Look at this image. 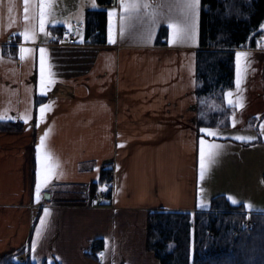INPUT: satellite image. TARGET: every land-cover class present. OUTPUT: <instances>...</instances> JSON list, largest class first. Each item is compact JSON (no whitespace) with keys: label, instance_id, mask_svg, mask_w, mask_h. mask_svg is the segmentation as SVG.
Listing matches in <instances>:
<instances>
[{"label":"crops","instance_id":"crops-1","mask_svg":"<svg viewBox=\"0 0 264 264\" xmlns=\"http://www.w3.org/2000/svg\"><path fill=\"white\" fill-rule=\"evenodd\" d=\"M126 2L150 7L134 13L121 35L120 0L106 6L116 8L114 42L94 48L85 70L53 75L54 83L42 95L39 49H46L51 72V50L63 44L54 27L73 32L77 43L93 49L95 45L84 43L85 15L93 0H45L44 32L41 0H29L28 20L24 0H0V121L24 125L20 131L0 130V256L25 249L35 264H160L146 247L148 214L208 208L199 206L201 137L209 143L219 140L228 174L224 181L248 190L257 200L250 203L252 211L264 212V34L258 47L237 51L248 53L241 59L242 68L247 61L239 91L243 108L226 101L229 125L209 127L222 131L209 136L197 122L195 93L201 4L195 42L171 37L174 42L169 43L172 30L167 25L182 23L180 0ZM53 12L60 14L54 17ZM152 13L158 21L156 31L152 41L142 42ZM163 26L168 38L161 45L157 37ZM26 29L34 38L25 40L21 33ZM74 29H80L81 39ZM21 47L33 50L23 60ZM228 91L235 100L236 86ZM41 104L50 107L37 128ZM26 113L32 117L27 124L22 119ZM45 133L42 151L49 152L59 167L36 202L37 145ZM108 166L114 170L111 205L87 203L88 187ZM229 189L223 194L233 197ZM44 208L50 210L46 217ZM97 238L105 242L99 260L87 255Z\"/></svg>","mask_w":264,"mask_h":264},{"label":"trees","instance_id":"trees-1","mask_svg":"<svg viewBox=\"0 0 264 264\" xmlns=\"http://www.w3.org/2000/svg\"><path fill=\"white\" fill-rule=\"evenodd\" d=\"M96 1L100 7L86 11L84 43L105 45L108 43L105 7L117 4L118 0ZM263 24L264 0H201L195 89L200 129L229 125L231 109L224 93L235 87V54L240 48L260 45ZM54 30L58 39L66 32L60 26ZM167 38L168 28L163 26L157 44H166ZM23 126L20 121H0V130L20 131ZM113 174V166L101 170L99 179L90 184L89 204L111 205ZM105 188L106 195L96 201V195ZM227 197L225 194L213 197L207 209L151 211L147 219V250L155 254L160 264H264V212H248L243 204L233 205ZM246 220L253 225L244 226ZM104 245L103 238L93 240L87 255L99 260ZM24 251L2 255L0 264H35L29 257L25 263L16 261V255Z\"/></svg>","mask_w":264,"mask_h":264},{"label":"snow or ice","instance_id":"snow-or-ice-1","mask_svg":"<svg viewBox=\"0 0 264 264\" xmlns=\"http://www.w3.org/2000/svg\"><path fill=\"white\" fill-rule=\"evenodd\" d=\"M25 3V16L24 19L28 20V3L29 0H24ZM201 0H180L179 2V8L182 13V23L181 25L177 26L175 24L169 23L167 26L172 31L170 32V38L168 40L169 43L174 42L171 37H175V40L179 41L180 43H188V42H195L196 40V19L198 15V11L200 8ZM48 5L45 3V0H41V14H40V31H45V8ZM92 7L95 8L96 4L93 0ZM120 7L123 9V12L121 13L119 19H120V34L124 35L126 28H127V21L132 17L134 13H139L141 7L144 9H148L150 5L148 3H127L126 0H120ZM9 11L11 12L12 9L9 8ZM105 11L108 12V18H109V27H108V40L110 43H113V36H112V20L116 14V8L114 7L111 10L106 9ZM158 25V21L155 18V14H151V19L147 27L145 28L144 33L141 35L142 42H150L153 39L154 33L156 31V27ZM261 28L264 29V25H261ZM73 31L78 30L74 29ZM47 35V33H45ZM21 35L24 36L25 40L34 38V32L30 33L27 29L24 33H21ZM33 50L29 48H20V59H25V54H30ZM40 91L42 95L47 94V90L49 86L54 83L52 77L53 73L51 72V66L47 64L46 60V49L40 48ZM236 77H235V86H236V99H233V92L228 91L224 93L225 99L227 101V104L232 107H240L243 108V103L241 102V97L239 96L240 86L243 79V74L247 70V61H245V67H241V59L246 58L248 56V53L245 52H237L236 54ZM49 105H40V117L39 120L36 123V127L39 128L40 122L44 121L46 119L45 113L49 109ZM203 115V114H202ZM3 117H0L2 119ZM31 115L25 114L22 119L24 120V123L27 124L28 121L31 119ZM235 124V121H233ZM261 127H264L262 125ZM201 132L206 133L209 136H217L219 133L217 131H214L212 128L205 127L201 129ZM47 133L44 134V136L40 137V144L37 145V163L38 168L36 171V183H35V200L36 202H39L41 199V191L43 188H46L52 181L53 177L57 176V169L59 167L58 162L53 160L52 155L47 151H42L44 146V140ZM235 139L237 140H251L252 137H242V136H236ZM199 151H200V169H201V177L204 175L206 162L208 164H211L213 162V159L215 156L219 154L220 149H222L223 145L218 143H209L204 137L200 138L199 141ZM118 147H123V145H118ZM119 166H117L118 168ZM102 190H107L102 189ZM230 202L233 205L240 204L241 202L236 200L235 198L228 196L227 197ZM248 212H251L253 210L252 205L250 203H244L243 205ZM44 217L49 215V209L44 208ZM44 217L40 218V224L43 226L45 224ZM36 235L39 237L41 235V228L37 229ZM35 244H33V247ZM101 256H103V253H100Z\"/></svg>","mask_w":264,"mask_h":264},{"label":"rangeland","instance_id":"rangeland-1","mask_svg":"<svg viewBox=\"0 0 264 264\" xmlns=\"http://www.w3.org/2000/svg\"><path fill=\"white\" fill-rule=\"evenodd\" d=\"M59 14H60L59 12L57 13L53 12L54 17H58ZM77 30L79 34H77V31H75L76 37L78 39H81L82 33L80 29H77ZM79 43H77V40H76V44L75 43L67 44L63 42V44L61 45L58 44L59 46L57 47L54 45V47H56V50H53V49L51 50L53 54L52 73L54 75H64L70 72L71 73L75 72L77 70L79 71L85 70L89 66V64H91L93 60V55L95 54V51H92V50L99 48L100 45H95V47H93V49L90 50V48L85 49L84 48L85 46H81ZM215 131H217L219 135L222 134V131H218V130H215ZM218 142L219 140H215V143H218ZM222 150L223 149H220V151ZM222 155L220 154L218 155L219 158H217V161H216V156H215L211 164H208L206 162V167H205L203 177H201V169H200L199 206L206 207V208L209 207L211 204L212 198L217 195L223 194L224 190L228 191L229 186H230L229 190L233 194V198L240 201L241 202L240 204L257 202L256 198L252 196L253 194H251L248 190L240 189L239 187L235 186V184L230 185L229 181H224V176L227 177L228 174L226 172L224 174V167H223L222 159H221ZM88 189L90 190V186L88 187ZM48 199H50V197ZM100 199H101V196L98 193L95 197V200L99 201ZM84 201H86L87 203L89 202V192H88V200L84 199ZM251 212H255V211H251ZM27 258L28 257L25 256V253H20L16 255L15 257L17 262L18 261L20 262V259L27 260Z\"/></svg>","mask_w":264,"mask_h":264},{"label":"built area","instance_id":"built-area-1","mask_svg":"<svg viewBox=\"0 0 264 264\" xmlns=\"http://www.w3.org/2000/svg\"><path fill=\"white\" fill-rule=\"evenodd\" d=\"M59 41H60L61 43L65 42V43H67V44H74V43L76 44V38H75V36H74V34H73L72 32H67V33H65L64 35H62V36L60 37ZM99 194H100V196L102 197V196L105 195V192L102 191V192H100ZM252 225H253V223H252L251 220H246V221L244 222V226H246V227H250V226H252ZM21 256H22V255H21ZM24 261H25V259H20V262H24Z\"/></svg>","mask_w":264,"mask_h":264},{"label":"water","instance_id":"water-1","mask_svg":"<svg viewBox=\"0 0 264 264\" xmlns=\"http://www.w3.org/2000/svg\"><path fill=\"white\" fill-rule=\"evenodd\" d=\"M45 197L48 199V198L50 197V194H49V193H47Z\"/></svg>","mask_w":264,"mask_h":264}]
</instances>
